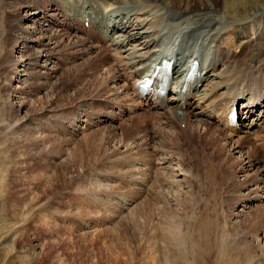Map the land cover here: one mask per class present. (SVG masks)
Masks as SVG:
<instances>
[{
	"label": "bare ground",
	"instance_id": "1",
	"mask_svg": "<svg viewBox=\"0 0 264 264\" xmlns=\"http://www.w3.org/2000/svg\"><path fill=\"white\" fill-rule=\"evenodd\" d=\"M245 2L4 0L6 53L0 65L4 71L9 65L26 71L29 65L33 69L32 78L29 83L31 73L26 72L21 93L34 92L43 99L40 107L33 110L35 116L50 113L53 117L48 127L38 124L34 131L26 127L32 118L25 115L19 128L23 141L32 143L34 151L40 154L48 146L54 149L65 134L76 136L85 126L89 130L106 123V127L95 131L110 129L112 133L102 139L106 144L100 145L102 153L107 151V156L114 159L110 167L119 173L116 179L109 177L117 185L122 184L121 189L129 188V192L135 193L132 201H138L141 196L147 203L161 198L145 183L150 174L165 188L175 186V193L166 190L164 194L163 199L168 202L178 201L179 196L190 192L189 177L194 176L190 173L194 167L195 170L210 167L206 171L209 178L206 183L212 191L228 177L236 176V196L231 200L235 201L233 215L245 229L242 230L245 248L241 254L263 251L264 244L262 249L260 245L257 247L253 238L264 233V4L253 5L244 17L231 16V9L238 10L237 6ZM89 15L92 30L87 32L84 23ZM27 19L31 23L22 27ZM96 19L110 37L99 32ZM17 42H22L25 51L14 58L10 54ZM27 43L36 49L24 55L30 46ZM166 55L176 58L175 82L181 81L182 68L193 58L197 57L202 70L207 71L192 100L181 97L175 100L170 96L168 106L162 110L153 107L152 95L140 97L132 86L137 78L151 74L152 64ZM48 63L52 65L48 67ZM51 79L54 80L50 87L44 88ZM80 92L85 94L79 96ZM22 96V99L26 97ZM64 97L71 102L67 107L60 106ZM254 98L262 99L263 107L244 109ZM19 103L18 110L26 111L25 100ZM232 104L239 105L242 116L235 125L227 121ZM67 109L70 114L66 116ZM17 122L18 119L16 126ZM144 156L150 159L144 160ZM33 162L36 164V159ZM187 162L194 167H185ZM50 163L43 172L49 171ZM131 163L147 166L150 171L144 173L139 166L127 168ZM161 170L181 178L171 180ZM142 173L147 175L145 182L141 176L134 177L143 176ZM84 191H90L87 184L75 192ZM185 200L184 203L189 202ZM72 201L76 208L80 198L72 197ZM140 210L136 214H141ZM253 221L258 222V228L253 227ZM199 226L203 227L204 222ZM174 238L169 236L167 242L182 260L183 242L176 244ZM34 251L35 248H29L27 253L20 254L17 257L20 263L36 264L38 257Z\"/></svg>",
	"mask_w": 264,
	"mask_h": 264
},
{
	"label": "rangeland",
	"instance_id": "2",
	"mask_svg": "<svg viewBox=\"0 0 264 264\" xmlns=\"http://www.w3.org/2000/svg\"><path fill=\"white\" fill-rule=\"evenodd\" d=\"M246 2L237 6L238 10L231 9L230 15L244 17L253 5L264 4V0ZM5 17L4 0H0L2 62V56L6 53ZM29 23L31 20L27 19L21 25L27 27ZM27 45L30 46L24 55L36 49L31 43ZM22 46V42H17V47L10 55L18 58L21 51H25ZM19 65L21 63L16 66ZM51 65L47 64L48 67ZM26 72L31 73L28 80L30 83L33 69H29V65L26 71L23 67L15 70L12 65L4 71L0 65V264H21L17 257L27 253L29 248L36 250V264H264L262 232L261 236L258 233L253 239L257 247L262 246L263 251L241 254L245 248V236L242 235L245 229H242V223L237 222L238 219L233 215L236 210L235 201L231 200L236 196V176L228 177L212 191V187L208 188L207 184L209 178L206 171L210 167L195 170L187 162L185 167H194L190 172L194 176L189 177L190 192L179 196L178 201L169 203L163 199L164 194L166 190L175 193V186H161L157 177L152 178L153 174L148 176L151 182L149 179L144 181L146 174L142 173L144 177L135 174L134 177L141 176V181L149 184L151 192L162 199L156 198L147 203L144 196H141L138 201H132L135 193L129 192V188L121 189L122 184L117 185L109 177L114 176L116 179L119 173L110 167L114 159L107 156V151L102 153L100 145L106 144L102 139L112 133L110 129L95 131L106 127V123H100L97 128L89 130V126H85L76 136L65 134L54 149L48 146L40 154L36 153L32 143L23 141L19 130L24 123V116L30 115L32 120L25 124L28 123L26 127L34 131L38 124L48 127L53 117L50 113L43 117L34 115L33 110L40 107L43 99L34 92L28 95L21 93V87L25 86ZM53 80H47L44 88H49ZM83 94L80 92L79 96ZM22 95L26 97L22 99ZM20 100H25L26 111L18 110ZM69 104L70 100L64 97L60 106L67 107ZM68 110L64 111V115L70 114ZM17 119L19 123L16 126ZM143 159H150V156H144ZM49 161V171L43 172ZM139 165L131 163L127 168L136 169ZM139 167L144 173L150 171L147 166ZM155 170L154 173L159 174V170H156L157 173ZM162 172L168 174L165 176L171 180L181 178L177 175L172 177L165 170ZM174 183L178 185L177 181ZM84 184H87L90 191L76 193ZM75 196L80 198L76 208L72 201ZM126 196L128 201L124 198ZM185 199L189 202L184 203ZM136 210H140L143 216L136 214ZM201 222H204L203 227L199 226ZM252 225L258 228L259 224L253 221ZM169 236L176 237V244L180 240L179 244L183 242L182 260L178 259L177 253L168 244Z\"/></svg>",
	"mask_w": 264,
	"mask_h": 264
}]
</instances>
